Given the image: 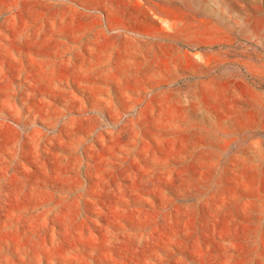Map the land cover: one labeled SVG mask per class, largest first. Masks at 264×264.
<instances>
[{
  "label": "rangeland",
  "instance_id": "obj_1",
  "mask_svg": "<svg viewBox=\"0 0 264 264\" xmlns=\"http://www.w3.org/2000/svg\"><path fill=\"white\" fill-rule=\"evenodd\" d=\"M0 264H264V0H0Z\"/></svg>",
  "mask_w": 264,
  "mask_h": 264
},
{
  "label": "crops",
  "instance_id": "obj_2",
  "mask_svg": "<svg viewBox=\"0 0 264 264\" xmlns=\"http://www.w3.org/2000/svg\"><path fill=\"white\" fill-rule=\"evenodd\" d=\"M128 14H129V15H131V14H132V12H131V11H129V12H128ZM69 50H70V52H72V50H74V51H75V50H76V48L70 47V48H69ZM82 52H83V51H81V50H80V51H78V53H79V54H83Z\"/></svg>",
  "mask_w": 264,
  "mask_h": 264
}]
</instances>
